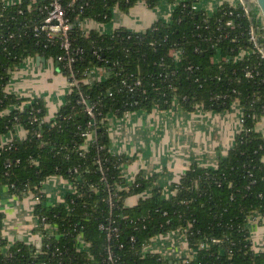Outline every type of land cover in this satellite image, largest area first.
<instances>
[{
  "label": "trees",
  "instance_id": "1",
  "mask_svg": "<svg viewBox=\"0 0 264 264\" xmlns=\"http://www.w3.org/2000/svg\"><path fill=\"white\" fill-rule=\"evenodd\" d=\"M162 1L62 0L72 24V51L81 50L73 67L78 87L48 121L43 100L31 101L7 92V88L12 73L29 58L52 61L58 73L69 77L57 61L63 54L61 40L57 37L44 47L31 32L10 39L19 31V22L33 17L27 13L11 21L18 7L3 9L0 0V136L19 128L27 134L25 139L15 138L0 147V188L8 187L19 197H41L43 202L35 213L39 221L45 217L57 231L51 236L44 226L39 228L45 235L41 251L23 243L11 245L2 235L0 216V264H108L106 237L99 226L110 217L120 231L112 243L115 264H169V260L141 253L153 237L174 230L186 232L189 247L196 252L190 264H264V252L253 250L249 228L253 216L264 215V136L256 129L264 116V60L252 55L239 62H211L217 49L221 56L234 58L240 49L249 47L247 24L239 21L234 29L227 28L223 8L209 15L193 9L201 0H185L168 21L159 20L145 32L119 28L106 34L93 29L86 36L81 29L86 20L109 24L116 7L128 13L139 2L154 8ZM42 17L39 13L34 18ZM173 48L184 52L178 63L169 56ZM248 65L260 74L246 78ZM97 68L105 69L107 78L86 83L85 73ZM135 79L141 86L130 94L122 81ZM216 95H227V99L215 102ZM82 97L96 106L94 118L87 114ZM174 98L186 111L197 110L198 104L216 113L229 111L230 101L237 99L243 113L242 128L217 167L193 164L171 185L173 194L164 197L160 184L152 188L158 182L156 176L148 179L139 174L133 183L123 177L122 168L132 158L111 152L107 119L110 115L122 118L133 112L172 109ZM92 130L96 137L88 150H83L84 134ZM53 176L69 181L74 192L68 194L65 204L50 207L44 204L41 188ZM149 189L151 196L145 197ZM131 197L139 198L134 206L127 205ZM79 233L88 242L89 253L78 251L75 239ZM213 239L218 243H212ZM203 243L209 248L200 250Z\"/></svg>",
  "mask_w": 264,
  "mask_h": 264
},
{
  "label": "crops",
  "instance_id": "2",
  "mask_svg": "<svg viewBox=\"0 0 264 264\" xmlns=\"http://www.w3.org/2000/svg\"><path fill=\"white\" fill-rule=\"evenodd\" d=\"M223 1L236 0H201L203 10L213 14ZM238 1V0H237ZM254 3V0H243ZM173 7L163 2L158 8H149L144 2L137 3L128 13L118 7L113 10V18L109 24H98L94 21H84L82 30L89 32L93 29L101 33L112 34L119 28H126L133 32H145L157 21H168L171 18ZM41 58V57H40ZM51 67L58 75L52 61L32 62L23 65L12 73L7 91L29 100L41 99L47 109L46 120L55 118L65 104L70 93L69 80H62L56 88L48 94V99L39 90L42 82L41 72ZM92 76L100 81L107 78L106 70L96 69ZM39 80V81H38ZM41 80V81H40ZM48 83H52L47 78ZM111 152L115 155H126L132 158L130 164L122 168L123 177L133 183L139 174L146 178L158 177V182L152 188L161 185L163 196L172 194L171 185L177 183L193 164L204 167H217L221 157H225L233 148L236 137L241 131V112L238 106L224 113H216L197 109L189 112L181 107L172 109H154L152 112H133L122 118L110 115L107 119ZM264 136V116L256 127ZM26 132L19 128L16 133L0 136V147L11 143L15 138L25 139ZM264 162V157H263ZM42 192L46 195V206L54 207L66 203L68 194L74 192L72 184L57 176L49 178L43 186ZM152 190L147 194L151 196ZM34 194L24 197L11 194L8 187L0 188V216L3 222V237L11 244L23 243L41 251L43 248V234L39 231L40 221L35 213L38 203ZM138 197H131L127 205L134 206ZM253 250L256 253L264 252V216L249 223ZM158 247L164 250L165 259L169 262L176 258H184L190 254L185 237L181 234H172L159 240Z\"/></svg>",
  "mask_w": 264,
  "mask_h": 264
},
{
  "label": "built area",
  "instance_id": "3",
  "mask_svg": "<svg viewBox=\"0 0 264 264\" xmlns=\"http://www.w3.org/2000/svg\"><path fill=\"white\" fill-rule=\"evenodd\" d=\"M3 2V9H11L13 7H18L16 15L10 17L11 21L17 20L19 17H25L27 13L33 17L32 19L30 18L29 20H26L24 22H19L20 27L19 31H17L15 34H12L9 36L10 39L12 38H23L24 36L29 35L31 32V37L38 43L42 44L44 43V47H48V44H51L55 41L57 37L60 38L61 40V47L63 50V54L58 57V63L62 64L64 69L67 70L70 74L68 78L69 80V86H70V91L76 87H78V81L75 79V74H74V64L77 62L78 56L81 53V50H77L75 52L72 51V44L70 40V31L72 29V24L70 20L67 18V10L63 6L62 0H1ZM185 0H175L174 4H171L173 7V11L176 9V7L180 4V2H183ZM163 2L169 3V1L164 0L162 1L159 5H157L155 8H158ZM201 2V1H200ZM200 2L198 4H195L193 6V9L197 12H204L209 15V12L203 10L200 6ZM26 4V8H22L21 6ZM228 6V7H224ZM223 8V21L225 22V26L227 28L234 29L239 21L244 22L247 24V30L245 32V35L248 39V48H242L239 50L238 54L234 58H227L224 56H221V50L217 49V53L214 57L211 58L212 63H220V62H228L234 61L233 62H239L244 60L245 57L247 56H252V55H258L261 59L264 60V19L262 12L260 8L258 7L256 0H254V3H246L243 0H236L235 2L231 1H223L221 4L218 6V10ZM215 11V12H216ZM214 12V13H215ZM42 14L43 17L40 18V20L35 21L36 15ZM173 13V12H172ZM213 13V14H214ZM38 17V16H37ZM3 18V15H0V19ZM86 21H92V20H86ZM84 23V22H83ZM81 24V29H82ZM1 26V24H0ZM135 33H140V32H135ZM85 35L88 36L89 32H85ZM235 41V39H233ZM199 51V50H197ZM184 52L180 48H173L170 51V57L173 58L175 62H180L183 58ZM35 58H29L24 61L23 65L30 63L34 60ZM98 69V68H97ZM100 69V68H99ZM96 69L85 73V78L84 81L86 83H93V82H100V80L95 79L92 74ZM105 70V69H102ZM245 76L246 78H253L256 75H259L260 73L255 71L254 69L251 68L250 65L246 66L245 70ZM107 72V71H106ZM123 85L125 86L126 90L130 94H135L138 90V88L141 86V81L140 80H133V81H128V80H123L122 81ZM8 89V88H7ZM8 92V91H7ZM233 93H236L234 90ZM113 94L110 93L109 96H112ZM187 98L185 97L184 100ZM215 102H221L225 101L227 99V95H216L213 97ZM82 101L85 104V110L87 114L94 118L95 117V108L96 106L91 105L86 101V99H83ZM225 104V102H222ZM137 104V103H136ZM230 106L231 109L235 106H238L241 112V120L243 117V113L241 110V105L239 100H232L230 101ZM175 107H180V102L178 98H174L172 101V108ZM203 105H195V108L201 109ZM129 114V113H128ZM85 137V143L81 148L83 150H88L90 144L94 141L96 137V133L94 130L89 131L88 133L84 134ZM11 144V143H10ZM97 164L101 166V161H97ZM104 182V179H102ZM45 184V183H44ZM41 188V192L43 189V186ZM42 194H44L42 192ZM173 194V192L171 193ZM46 200V195L44 194ZM145 197H150L147 193L144 194ZM35 201L39 204L43 202L41 197L33 195ZM261 215L263 217V214H256L253 216L249 223L251 221H254L257 219V216ZM41 222L40 227L44 226V230L47 231L48 235H55L57 234L56 227L52 226V224H48L46 221V218L43 217L40 220ZM100 230L105 233L106 237V243H107V252H108V264H115V261L113 259V251H112V243L115 239L119 238L120 236V231L118 227H116V222L113 220V218H107L105 222L101 223L99 226ZM181 234L185 237L187 241V234L186 232L180 231V230H174L170 231L165 234H159L156 235L151 239V241L144 245L142 249V255L143 256H150V255H156L158 256L159 260L165 259L164 257V250H160L162 248L158 247L157 245H160V243L157 244V242L161 239L163 240L164 238H167L168 236H171L172 234ZM47 237V236H46ZM43 238L45 239V235H43ZM76 242H77V248L79 252H86L89 253L90 251V246L88 242L85 240L84 236L82 233H79L76 236ZM131 242L135 243L136 239L134 237L131 238ZM212 243H218L217 240H212ZM187 246L190 251V254L187 257L184 258H176V261L169 262V264H190L194 258L196 252L192 249H190L188 241H187ZM125 246L124 244L120 245V249H123ZM209 245L206 243L200 244L199 249L204 250L208 249ZM59 264H63L62 261L59 262ZM76 264H81V263H76Z\"/></svg>",
  "mask_w": 264,
  "mask_h": 264
},
{
  "label": "rangeland",
  "instance_id": "4",
  "mask_svg": "<svg viewBox=\"0 0 264 264\" xmlns=\"http://www.w3.org/2000/svg\"><path fill=\"white\" fill-rule=\"evenodd\" d=\"M53 72L54 71L51 70V67H49V69L47 71L41 72L39 74V77L42 78V82L44 81V83H40L37 86H38L39 90H43L44 86L46 85L45 86V92H42V94L47 99V101H49L48 94L51 92L50 88L51 89L56 88V86L59 85V82L61 80L63 82H66V80L68 79L67 76L63 75L62 73H57L58 75H56ZM47 78H50L52 83H48L46 81Z\"/></svg>",
  "mask_w": 264,
  "mask_h": 264
},
{
  "label": "water",
  "instance_id": "5",
  "mask_svg": "<svg viewBox=\"0 0 264 264\" xmlns=\"http://www.w3.org/2000/svg\"><path fill=\"white\" fill-rule=\"evenodd\" d=\"M256 3L258 5V7L260 8L261 12H262V15H263V19H264V0H256ZM41 61H44V58H40L38 57L37 58V62H41ZM58 66V65H57Z\"/></svg>",
  "mask_w": 264,
  "mask_h": 264
}]
</instances>
